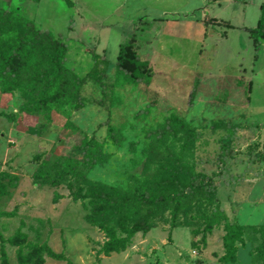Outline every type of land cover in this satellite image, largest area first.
<instances>
[{"label":"rangeland","instance_id":"374dc122","mask_svg":"<svg viewBox=\"0 0 264 264\" xmlns=\"http://www.w3.org/2000/svg\"><path fill=\"white\" fill-rule=\"evenodd\" d=\"M71 1L0 0L54 23L80 79L74 107L18 88L0 104V264H264V0ZM245 28L261 42L257 57ZM132 35L148 81L117 69ZM167 120L174 134L158 137ZM78 135L99 145L95 162ZM252 142L261 155L250 164ZM226 144L241 153L212 195H176L175 215L177 202L154 210L141 200L211 175ZM228 222L244 228L234 262L222 261ZM139 223L148 229L107 250L106 226L123 238Z\"/></svg>","mask_w":264,"mask_h":264},{"label":"trees","instance_id":"16d2710c","mask_svg":"<svg viewBox=\"0 0 264 264\" xmlns=\"http://www.w3.org/2000/svg\"><path fill=\"white\" fill-rule=\"evenodd\" d=\"M39 1V0H31ZM69 5H73L71 0H65ZM215 20V18H212ZM20 29L22 33L15 39H1L2 33L6 29ZM249 32V37L253 41V45L257 52L261 42L255 36V30L245 28ZM264 37V35H263ZM67 39L61 34L56 35L50 29L39 26L33 19L22 14L15 13L13 10L0 8V104L9 98L13 90L18 88L29 101L35 97H42L39 103L51 105H63L64 103L74 107L76 98L79 93L80 79L76 74L70 71L64 64L68 53ZM117 69L119 72L130 76L136 82L148 81L152 72L150 68L141 62L137 52L136 36L132 35L125 41L120 55ZM137 71L144 74L137 75ZM28 103V108L31 107ZM45 105V104H44ZM173 122L167 120L161 130L158 131V137L167 134H174L172 127ZM110 137L114 141H118L116 132L112 127L108 128ZM248 152V160L250 164L256 162L260 158V152L254 145L250 144ZM77 148L85 156L86 161L95 162L101 155V149L94 138L87 139L85 135L77 136ZM241 153L239 149L234 148L230 144L225 145L224 151L217 160V167L212 174H195L192 175L187 184L180 186L179 194H170L165 198H155L150 193L145 192L141 196V200L148 204H153L154 210L165 205L168 200L177 202L174 207V215L178 212L180 203L175 200V196L185 197L199 190L210 196L216 191L218 183L216 179H221L228 183L233 179L228 174L231 162ZM223 210L216 207L214 217L217 218L222 214ZM110 235V241L107 244V250L124 249L134 232L139 230H147L148 226L143 223L135 224L131 230L123 228L127 232V236L119 238L116 232L106 226ZM264 246V223L261 225ZM244 228L236 222H228L226 233L223 237V245L225 254L222 257L224 262H234L236 260L237 242L242 241ZM263 259H264V252Z\"/></svg>","mask_w":264,"mask_h":264},{"label":"crops","instance_id":"0c3cea01","mask_svg":"<svg viewBox=\"0 0 264 264\" xmlns=\"http://www.w3.org/2000/svg\"><path fill=\"white\" fill-rule=\"evenodd\" d=\"M42 1H44V0H39V1H34V2H36V3H38V8L40 7V3L42 2ZM61 2L63 1L64 3H67L65 0H60ZM68 4V3H67ZM73 5H74V3H73ZM35 14V13H34ZM33 14V15H34ZM31 19H33V17L31 18ZM34 21H35V19H33ZM36 22V21H35ZM37 23V22H36ZM38 24V23H37ZM45 25L44 26H41V25H39V26H41V27H43V28H47V29H50L53 33H55L52 29H54L53 27H55V24L54 23H44ZM56 34V33H55ZM56 35H58V34H56Z\"/></svg>","mask_w":264,"mask_h":264}]
</instances>
